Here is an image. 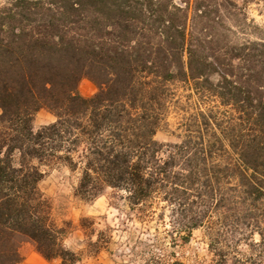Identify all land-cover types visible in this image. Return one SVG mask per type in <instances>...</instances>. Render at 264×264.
<instances>
[{
	"label": "trees",
	"instance_id": "16d2710c",
	"mask_svg": "<svg viewBox=\"0 0 264 264\" xmlns=\"http://www.w3.org/2000/svg\"><path fill=\"white\" fill-rule=\"evenodd\" d=\"M250 4L264 9V0L0 1V264H21L24 243L48 263L81 261L40 188L57 166L76 176L82 200L110 190L139 223H164L170 248L203 230L208 259L196 264H264V23ZM82 79L92 96L79 93ZM177 83L199 111L178 142H161ZM41 110L55 120L34 130ZM88 222L79 228L91 239ZM142 243L157 251L140 264H183L157 234Z\"/></svg>",
	"mask_w": 264,
	"mask_h": 264
},
{
	"label": "rangeland",
	"instance_id": "374dc122",
	"mask_svg": "<svg viewBox=\"0 0 264 264\" xmlns=\"http://www.w3.org/2000/svg\"><path fill=\"white\" fill-rule=\"evenodd\" d=\"M258 9H262V6L248 5V16L263 24L264 9L263 15L258 14ZM174 86L176 92L174 105L167 119L168 126L155 136V139L161 142H178L183 134L182 123L186 118L190 120L195 118L199 111L198 101L194 95H190L189 86L183 83ZM78 90L82 96L89 97L95 93L96 88L89 80L82 79ZM54 120L55 117L51 113L41 110L34 116L33 128L37 130ZM75 184L76 176L57 166L46 170L40 188L52 203V216L56 224L66 230L64 244L76 252H81V261L78 264H140L143 258L148 257V251H157L154 247L142 243L154 234H157L163 243L164 251L166 253L174 251L177 259L183 264L207 261V243L203 230H195L189 243L170 248V244L163 239L164 223H159L154 218L147 223H139L137 211L130 210L125 202L117 199L110 190L93 201L82 200L74 195ZM82 217L88 218V223L95 230L96 234L91 239L79 228V220ZM97 233H101L99 235L101 249L92 255L87 252L90 250L87 244L96 240ZM239 250L244 251L245 247L240 246ZM20 254L23 257L21 264H56L44 260L30 244L24 243L20 248Z\"/></svg>",
	"mask_w": 264,
	"mask_h": 264
},
{
	"label": "crops",
	"instance_id": "0c3cea01",
	"mask_svg": "<svg viewBox=\"0 0 264 264\" xmlns=\"http://www.w3.org/2000/svg\"><path fill=\"white\" fill-rule=\"evenodd\" d=\"M26 244H30V243H26ZM30 245H32V244H30ZM23 262V261H22Z\"/></svg>",
	"mask_w": 264,
	"mask_h": 264
}]
</instances>
